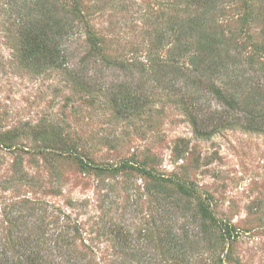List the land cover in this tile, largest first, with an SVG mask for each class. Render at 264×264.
<instances>
[{
    "label": "rangeland",
    "instance_id": "374dc122",
    "mask_svg": "<svg viewBox=\"0 0 264 264\" xmlns=\"http://www.w3.org/2000/svg\"><path fill=\"white\" fill-rule=\"evenodd\" d=\"M0 264H264V0H0Z\"/></svg>",
    "mask_w": 264,
    "mask_h": 264
},
{
    "label": "trees",
    "instance_id": "16d2710c",
    "mask_svg": "<svg viewBox=\"0 0 264 264\" xmlns=\"http://www.w3.org/2000/svg\"><path fill=\"white\" fill-rule=\"evenodd\" d=\"M204 73H205V74H200V73H199V74H200L201 76L206 77V78L209 80V82L207 81V83L209 84L211 90H213V92H214V94L216 95V97H217L220 101H223V102L227 103L228 106H230V107L233 106V108L236 107V105H237L238 102H237L236 99H235V98H237V97L234 96V93H232V92H227V93L224 95V92H223V89H222L221 86L216 87L214 83H211V81H212V80H211L212 77H211L210 75L212 74V72H211V71H208L207 69H205V70H204ZM249 82H250V79L248 78V83H249ZM234 89H235V86L231 87L230 90H234ZM211 90H210V91H211ZM252 128H253V130H256V129L259 130V129H260L259 127L256 128L254 125H252ZM254 128H256V129H254ZM28 260L31 261V262H34V259H33L31 256L28 257Z\"/></svg>",
    "mask_w": 264,
    "mask_h": 264
}]
</instances>
